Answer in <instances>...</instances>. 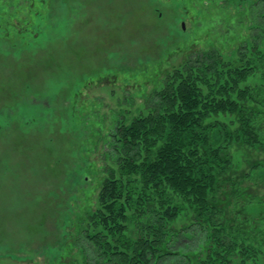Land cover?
<instances>
[{
	"label": "rangeland",
	"instance_id": "obj_1",
	"mask_svg": "<svg viewBox=\"0 0 264 264\" xmlns=\"http://www.w3.org/2000/svg\"><path fill=\"white\" fill-rule=\"evenodd\" d=\"M211 50L251 61L239 87L264 82V1L0 0V264L108 262L84 236L102 229L110 134Z\"/></svg>",
	"mask_w": 264,
	"mask_h": 264
},
{
	"label": "trees",
	"instance_id": "obj_2",
	"mask_svg": "<svg viewBox=\"0 0 264 264\" xmlns=\"http://www.w3.org/2000/svg\"><path fill=\"white\" fill-rule=\"evenodd\" d=\"M250 66L197 52L145 97V113L114 128L113 167L90 216L102 229L84 236L93 259L264 264V82L239 87Z\"/></svg>",
	"mask_w": 264,
	"mask_h": 264
}]
</instances>
